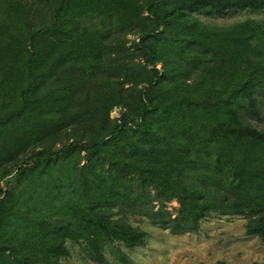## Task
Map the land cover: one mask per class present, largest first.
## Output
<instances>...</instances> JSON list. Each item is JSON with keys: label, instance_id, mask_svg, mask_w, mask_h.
<instances>
[{"label": "trees", "instance_id": "obj_1", "mask_svg": "<svg viewBox=\"0 0 264 264\" xmlns=\"http://www.w3.org/2000/svg\"><path fill=\"white\" fill-rule=\"evenodd\" d=\"M228 10L264 0H0V264H136L129 215L264 242V21Z\"/></svg>", "mask_w": 264, "mask_h": 264}, {"label": "rangeland", "instance_id": "obj_2", "mask_svg": "<svg viewBox=\"0 0 264 264\" xmlns=\"http://www.w3.org/2000/svg\"><path fill=\"white\" fill-rule=\"evenodd\" d=\"M248 17L264 21V10H228L211 16L200 15L202 21L217 25H229ZM127 37L133 39L136 35L130 33ZM258 98L261 120L251 118L250 121L264 129V91ZM110 116H118V108H113ZM177 207L174 200L167 203L170 210ZM113 211L116 212V208ZM129 222L146 232L144 245L134 249L122 247L136 264H264V242L246 234L247 220L242 215H212L201 222L199 231L184 234H172L140 215H129ZM66 245L70 254L60 257L58 264H96L80 244L67 240ZM105 254L117 264L108 250Z\"/></svg>", "mask_w": 264, "mask_h": 264}]
</instances>
